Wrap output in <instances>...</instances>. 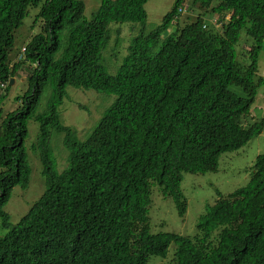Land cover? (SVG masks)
Listing matches in <instances>:
<instances>
[{"label":"trees","instance_id":"1","mask_svg":"<svg viewBox=\"0 0 264 264\" xmlns=\"http://www.w3.org/2000/svg\"><path fill=\"white\" fill-rule=\"evenodd\" d=\"M146 1L100 0L88 20L84 0H0V227L8 229L0 236V264H148L165 257L171 244L170 264H264V153L255 156L243 186L206 207L194 236L152 233L147 215L157 186L183 216V173L217 170L221 154L263 131L264 116L252 118L251 108L264 83L257 75L264 0H188L198 12L182 23L177 8L184 0H175L144 32ZM30 6L39 7L40 32L24 45L23 57L10 59ZM123 22L141 29L111 75L101 53L111 23ZM240 40L250 41L246 51L240 43L236 48ZM21 71L27 89L3 116L5 90ZM67 87L115 95L83 140L60 117ZM30 119L39 124L33 148L45 189L11 225L3 207L13 188L29 180L24 140ZM52 130L63 134L68 151L62 171L49 147Z\"/></svg>","mask_w":264,"mask_h":264},{"label":"rangeland","instance_id":"2","mask_svg":"<svg viewBox=\"0 0 264 264\" xmlns=\"http://www.w3.org/2000/svg\"><path fill=\"white\" fill-rule=\"evenodd\" d=\"M175 0H147L144 8L146 11V23L144 32L155 28L164 14L172 7ZM187 8L179 16V23L192 21L197 15V10H191L189 1L186 0ZM100 5V0H84L83 16L86 19L94 17ZM39 7H28L21 25L15 30L14 43L9 58L18 60L19 53H24L25 44L31 36L40 32L42 20L36 15ZM213 19L217 16L212 15ZM209 19L210 15H207ZM2 16L0 15V22ZM212 19V20H213ZM216 24V22H214ZM176 25H171L163 32L162 37L169 31L174 30ZM111 34L107 46L101 53V62L108 74H115L122 59L127 54V46L133 37L141 29L139 24L130 22L111 23ZM68 29H65L61 37L66 36ZM243 39V36L241 40ZM242 46H248L250 41H242ZM241 46V47H242ZM246 46L243 51H246ZM239 58L248 62L246 52L239 51ZM246 54V55H245ZM243 56V57H242ZM258 76H264V44L258 55ZM14 83L5 90L1 106L2 113L15 109L21 104V97L27 89L24 72L15 75ZM49 87L41 93L37 111H41L46 102ZM20 97L19 100H16ZM115 99V95H107L103 92L67 87L66 95L59 105V113L64 125L75 130L77 139L83 140L90 135L91 131L102 116L105 108ZM252 115L256 119L264 116V83L259 87L251 108ZM1 120V118H0ZM39 124L30 119L27 123V136L24 140L27 161L30 169L29 180L26 186H15L3 209L9 215V222L15 225L23 217L45 189V180L42 175V165L37 150L33 145L37 142ZM49 147L52 157L56 163L57 171H62L67 165L68 151L63 145V134L52 130L49 140ZM264 153V127L261 134L250 139L247 144L238 150L221 154L217 164V170L204 173H183L180 189L186 199L187 209L183 216L177 212V208L171 197H163L157 186L151 190V203L148 208V223L152 233L173 232L183 236L192 237L197 233L196 224L199 217L205 212L208 205H213L220 196H225L235 189L243 186L249 178V168L257 154ZM8 229L0 227V236H3ZM175 245L169 246L165 257L153 256L148 264H170L174 257Z\"/></svg>","mask_w":264,"mask_h":264},{"label":"bare ground","instance_id":"3","mask_svg":"<svg viewBox=\"0 0 264 264\" xmlns=\"http://www.w3.org/2000/svg\"><path fill=\"white\" fill-rule=\"evenodd\" d=\"M186 6V7H185ZM186 8H187V4H186V0H184L179 6H178V8H177V12L178 13H182V12H184L185 10H186ZM182 10H184V11H182ZM180 11H182V12H180ZM226 17H228V15L226 16ZM217 24V23H216ZM217 25H219V24H217ZM203 27H205V25H203ZM22 55V54H21ZM20 55V56H21Z\"/></svg>","mask_w":264,"mask_h":264},{"label":"water","instance_id":"4","mask_svg":"<svg viewBox=\"0 0 264 264\" xmlns=\"http://www.w3.org/2000/svg\"><path fill=\"white\" fill-rule=\"evenodd\" d=\"M14 83V79L11 78L10 81H9V85H12Z\"/></svg>","mask_w":264,"mask_h":264},{"label":"built area","instance_id":"5","mask_svg":"<svg viewBox=\"0 0 264 264\" xmlns=\"http://www.w3.org/2000/svg\"><path fill=\"white\" fill-rule=\"evenodd\" d=\"M185 7H186V6H185ZM182 11H184V10H182ZM182 11H180V12H182ZM213 21L216 22V19H213Z\"/></svg>","mask_w":264,"mask_h":264},{"label":"crops","instance_id":"6","mask_svg":"<svg viewBox=\"0 0 264 264\" xmlns=\"http://www.w3.org/2000/svg\"><path fill=\"white\" fill-rule=\"evenodd\" d=\"M251 113H253V112L251 111ZM251 115H252V114H251ZM251 117L253 118V117H254V115H252ZM254 118H255V117H254Z\"/></svg>","mask_w":264,"mask_h":264}]
</instances>
